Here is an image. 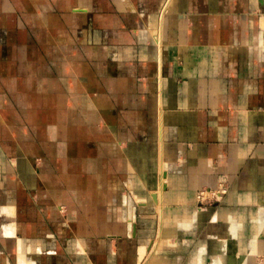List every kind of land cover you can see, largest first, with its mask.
Returning a JSON list of instances; mask_svg holds the SVG:
<instances>
[{"label": "crops", "instance_id": "0c3cea01", "mask_svg": "<svg viewBox=\"0 0 264 264\" xmlns=\"http://www.w3.org/2000/svg\"><path fill=\"white\" fill-rule=\"evenodd\" d=\"M0 264H264V0H0Z\"/></svg>", "mask_w": 264, "mask_h": 264}, {"label": "built area", "instance_id": "2783aa9c", "mask_svg": "<svg viewBox=\"0 0 264 264\" xmlns=\"http://www.w3.org/2000/svg\"><path fill=\"white\" fill-rule=\"evenodd\" d=\"M229 190V181L219 178L217 187L214 189H202L198 192L197 198L200 206H207L219 202Z\"/></svg>", "mask_w": 264, "mask_h": 264}, {"label": "rangeland", "instance_id": "374dc122", "mask_svg": "<svg viewBox=\"0 0 264 264\" xmlns=\"http://www.w3.org/2000/svg\"><path fill=\"white\" fill-rule=\"evenodd\" d=\"M207 206H209V205H207ZM200 207H206V206L204 205V206H200Z\"/></svg>", "mask_w": 264, "mask_h": 264}]
</instances>
